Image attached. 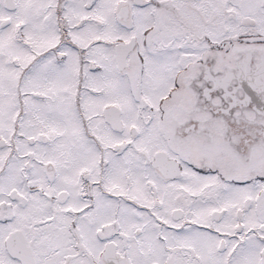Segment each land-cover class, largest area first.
I'll list each match as a JSON object with an SVG mask.
<instances>
[{"label":"flooded vegetation","instance_id":"flooded-vegetation-1","mask_svg":"<svg viewBox=\"0 0 264 264\" xmlns=\"http://www.w3.org/2000/svg\"><path fill=\"white\" fill-rule=\"evenodd\" d=\"M0 59V264H264V0H0Z\"/></svg>","mask_w":264,"mask_h":264},{"label":"rangeland","instance_id":"rangeland-1","mask_svg":"<svg viewBox=\"0 0 264 264\" xmlns=\"http://www.w3.org/2000/svg\"><path fill=\"white\" fill-rule=\"evenodd\" d=\"M100 12V14L101 13H103L104 15L106 14L107 15V11H106V8L105 7H103V8H101V11H99ZM3 64V61L0 59V65H2ZM12 68H13V66H11ZM4 73V71L1 69V67H0V75L1 74H3ZM171 89H175V87H173V88H171ZM92 99H94V98H97V96L96 95H94V96H90ZM175 97H177V95L175 96ZM128 110V109H127ZM127 113H128V115H130L131 113H130V109H129V111H127Z\"/></svg>","mask_w":264,"mask_h":264},{"label":"water","instance_id":"water-1","mask_svg":"<svg viewBox=\"0 0 264 264\" xmlns=\"http://www.w3.org/2000/svg\"><path fill=\"white\" fill-rule=\"evenodd\" d=\"M108 261H110V264H125L121 263L116 257L112 256L108 258Z\"/></svg>","mask_w":264,"mask_h":264}]
</instances>
